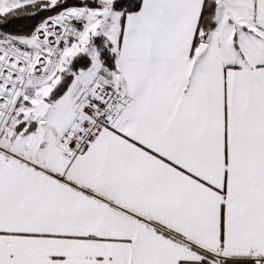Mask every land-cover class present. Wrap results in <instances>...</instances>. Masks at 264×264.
<instances>
[{
  "label": "snow or ice",
  "instance_id": "1",
  "mask_svg": "<svg viewBox=\"0 0 264 264\" xmlns=\"http://www.w3.org/2000/svg\"><path fill=\"white\" fill-rule=\"evenodd\" d=\"M0 264H264V0H0Z\"/></svg>",
  "mask_w": 264,
  "mask_h": 264
}]
</instances>
